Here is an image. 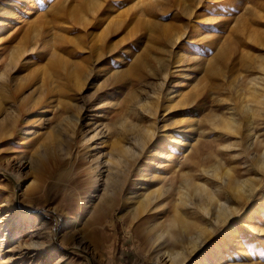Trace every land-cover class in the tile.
Wrapping results in <instances>:
<instances>
[{
    "label": "rangeland",
    "instance_id": "rangeland-1",
    "mask_svg": "<svg viewBox=\"0 0 264 264\" xmlns=\"http://www.w3.org/2000/svg\"><path fill=\"white\" fill-rule=\"evenodd\" d=\"M220 1L224 0H0V25L4 23L0 27V71L10 63L7 83L18 88L19 97H5L0 113V125L15 121L14 136L0 141V264L151 263L144 253V216L134 217L132 202L123 197L136 189L132 185L136 175L131 176L123 191L112 195L101 222L93 223L92 207L103 193L107 171L99 165L96 178L91 162L94 156L104 161L106 147L116 139L118 125L112 121L118 113H127L129 122L151 124L146 115L137 114L136 97L151 94L162 80L155 124L171 123L174 127L189 119L193 124L186 144L176 149L169 162L170 170L164 167L168 162L164 158L152 168L154 174L163 177L157 184L168 186L173 177L188 171L186 166L180 169L178 163L192 147L212 139L215 130H223L215 126L211 116L227 114L229 98H236L234 89L227 87L226 75L253 77L260 72L264 0H227L235 7L231 10L218 6ZM74 14L90 19L102 16L103 21L84 33L71 25ZM170 23L177 25L179 32H187L179 43L186 53L182 65L187 69L175 68L173 28L165 30ZM66 36L70 40H65ZM188 39L201 44L190 46ZM93 42L95 49L89 52L86 46ZM77 43L85 46L83 50L76 47ZM17 48L22 52L12 60ZM194 54L197 59H189ZM66 65L74 66L73 77L64 74ZM86 70L90 75L84 72L83 77ZM48 86L56 90L44 98L40 90ZM171 90L172 100L168 102L165 94ZM197 92L201 96L187 105ZM73 115L83 119L75 123L71 121ZM255 120V130L264 138V117ZM81 122L84 133L104 132L95 138L96 144L93 142L85 159ZM107 125L111 139L106 135ZM229 133L213 144L215 148L231 144L219 148V155L238 176L244 172V152L237 145L235 133ZM214 145L208 144V150L214 151ZM205 163H209L208 158ZM12 174L19 177L18 184L9 177ZM195 180L214 184L209 176ZM164 201L166 218L174 212V201L171 197ZM10 203L15 207L12 214ZM258 203L263 207L252 213ZM237 205V215L215 226L184 264H197L205 257V264H264V183L250 203ZM181 208L186 211L184 218H189L188 230L195 224H207L192 207ZM18 212L27 214V219L19 218ZM226 237L230 238L228 242ZM31 239H42L52 249L33 260L35 250L20 245ZM79 244L82 249L77 248Z\"/></svg>",
    "mask_w": 264,
    "mask_h": 264
},
{
    "label": "bare ground",
    "instance_id": "bare-ground-1",
    "mask_svg": "<svg viewBox=\"0 0 264 264\" xmlns=\"http://www.w3.org/2000/svg\"><path fill=\"white\" fill-rule=\"evenodd\" d=\"M220 5L229 7L224 8L225 10H231L232 7V9L235 8L232 4H227V0L220 1L218 6ZM74 16V23L71 25H74L77 30L83 31L84 33L88 28H91V26L94 28L98 27L101 24V21H103L102 16L95 19H90L85 16L82 17L78 14H74ZM3 25L4 23L2 22L0 27H3ZM170 28H173L172 46L175 48L176 52V58L174 60L175 68H177V70L182 68L187 69L182 65L186 53L179 48L181 36L184 34L183 37H186L187 32H179V28L175 24L172 25L170 23V25L165 26V30ZM174 29L176 30L174 31ZM65 40H70L69 36H66ZM257 41L262 45L261 41ZM187 42L190 46H192L193 43L195 46L201 44H198L193 39H188ZM209 45L210 44H207V46ZM76 47L83 50L82 47L85 46L82 43H77ZM86 47L88 48L89 52H92V49H95V43L93 42ZM202 48L204 47L202 46ZM21 52L22 49L17 48L16 53L13 54L12 60L14 58H18ZM189 59L196 60V54L192 55ZM9 64H5L3 69L0 71V113L3 110L2 103L7 99H5V97L15 98L18 95V88H12L11 86L9 87L7 83V78L9 77L8 75L11 74L12 69V67L9 68ZM258 65L260 72L258 75L253 77H244L245 75L237 76L235 73H230L229 75L224 74V77L227 76L229 80L227 87L230 88V90L234 89L236 93H232L236 98H229L230 105L228 106L229 111L227 114L224 113L223 115H219L214 113L211 116L216 120L215 126H219L223 130H215V135L212 139L205 141V143H202L200 146L192 147L190 149V152L185 155L183 161L178 163L180 169L183 168V166H186L188 167V171L186 169V171L182 170L184 172L181 171L182 173L178 178L177 176L173 177L171 183H169L168 186L157 184L162 182L163 177H160L158 174H154L152 168H155L157 163L159 164L162 158H164V160L166 159L168 161L164 163V167H166L167 171L170 170L167 166L170 165L169 162L173 160L176 149L183 148L186 144L185 141L191 133L190 129L193 123L191 119H189L184 120L181 124L174 127L173 125L172 127L170 126L171 123H162L161 125L155 124L156 113L161 101L160 93L163 91V80V83L160 82L159 86H154L151 94H140L136 97L137 114L146 115L149 119V123L151 124L143 125L136 124L135 122H129L128 114L125 112L115 115V118H112V122L118 125L115 133L116 139L110 143L109 147H106V157L104 161H101V159L99 160V156H94V160L91 162V165L94 164L92 168L94 169L93 171H95L93 172L95 177L98 175V172L96 174V171L100 170L98 169L99 165L101 166V164H103L102 167H105L104 169L107 171L102 184L104 186L102 187L103 193L95 206L92 207L93 210L90 218L92 222L94 223L100 221V218L111 204L110 202L112 201V195L114 197L115 193L123 191L131 176L136 175L135 179H132V185L135 186L136 189H141L140 192H138L136 189L134 190L133 188L125 193L123 197L125 196L124 198L129 199L130 202H132V204L129 205L131 206L130 209H132V214L134 217L144 216L143 219L147 224L144 235V243L147 245V248H145L144 253L151 261V263H148L184 264L185 261L190 258L192 253H194V251L209 237L215 226L221 223L224 225L226 221L228 222L230 218L237 215L239 212L237 203H250L254 197L256 198V195L263 188L264 183V138L260 137V132L255 130V118L257 117L261 119L264 117V57H261ZM215 69L218 70V68ZM215 69H213L214 72ZM84 72L86 75H90V72L86 70L83 71V77ZM170 73L171 72H169V75ZM64 74L66 76L73 77L75 75L74 66H64ZM183 75H186V73L184 72ZM166 76L167 73H165L164 79ZM44 77L45 76H43L42 79ZM26 82H28V80H26ZM21 86L22 85H20V87ZM25 88L23 89L25 90ZM55 90L56 89L54 87L50 86L46 87V89H43L42 87L40 93L43 94V97L45 96L44 98H48V94L53 95ZM171 92L172 90L165 94L168 102L172 100ZM20 94H22V92ZM196 96L200 97L201 93H195V99L188 100L186 104L189 105L194 103L197 98ZM26 106L28 107V105ZM33 109L36 110V108ZM86 111L88 112V110ZM80 118L81 120L83 119L81 116L79 117V115H73V117H71V121L74 120L76 121L75 123H77V121H80ZM82 125L83 124L81 122V128H79V130L82 135L80 137L82 144L81 148L83 152L82 156L83 159H85L88 157V153L92 148L93 142L95 143V138H98L101 132L96 130L89 135L88 133H84L85 131L82 132ZM106 128L108 130L106 131V135L109 139H111L112 136L110 135H112V133L110 134L109 126L107 125ZM229 132L235 133V137L238 142L237 145L240 146L244 152V172L238 176L232 174L231 168L227 166L225 161H223L224 157L219 155L221 154L219 148L231 146V144L220 145L217 148H215V145L213 144L214 140L217 138L223 135H230ZM103 133L104 132L101 134ZM14 134L15 121H11L7 125H0V141L10 139L14 136ZM104 142L107 143L106 141ZM208 144L214 145V151L211 149L208 150ZM97 145L99 146V144ZM100 145V150L104 149L102 143ZM242 151L237 154H242ZM78 152L79 149L75 150L74 155L77 156ZM207 158L209 159V163H205ZM83 164L84 163L82 161V165ZM76 165L78 166L77 163ZM177 174H179V172H177ZM201 175H204L205 177L207 176V178L208 176L211 177L212 183H214L215 186H213L214 184L209 185L207 183L198 182L195 180V177H200ZM9 177L12 178L16 184H18V176L17 178L16 175L12 174L9 175ZM34 193L35 192H33V194ZM128 193L134 194L129 195ZM168 197H171L174 201V212L171 216L165 218L164 214L166 209L164 206V200ZM10 205L12 206V211L10 214H12L15 212V207L11 203ZM182 206H186L187 208L192 207L195 211L199 212L202 218L207 221V224H195L192 225V230H188L190 222L189 218H184L186 211L182 210ZM262 207L263 205L258 203L256 206H254L252 213H257L259 208ZM27 217V214L21 212L19 213V218L22 220L27 219ZM175 227L176 230L174 231L173 228ZM247 227L249 226L247 225ZM220 228H222V226ZM229 237H226L227 242L230 239ZM20 245L23 248L28 247L35 250L34 254L31 256L33 260L38 258L44 250L52 249L46 245L45 241L42 239H31L29 241H24V243H20ZM77 248L82 249L83 247L81 244H79L77 245ZM28 250L25 251V253H28ZM206 261L207 258L205 257L200 259L197 264H205Z\"/></svg>",
    "mask_w": 264,
    "mask_h": 264
}]
</instances>
